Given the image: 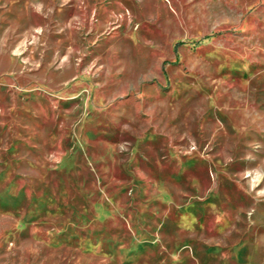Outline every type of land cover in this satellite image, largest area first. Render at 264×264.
<instances>
[{"label": "rangeland", "instance_id": "rangeland-1", "mask_svg": "<svg viewBox=\"0 0 264 264\" xmlns=\"http://www.w3.org/2000/svg\"><path fill=\"white\" fill-rule=\"evenodd\" d=\"M0 264H264V0H0Z\"/></svg>", "mask_w": 264, "mask_h": 264}, {"label": "trees", "instance_id": "trees-1", "mask_svg": "<svg viewBox=\"0 0 264 264\" xmlns=\"http://www.w3.org/2000/svg\"><path fill=\"white\" fill-rule=\"evenodd\" d=\"M180 43V41H175L174 43H173V47H175L177 44H179Z\"/></svg>", "mask_w": 264, "mask_h": 264}]
</instances>
